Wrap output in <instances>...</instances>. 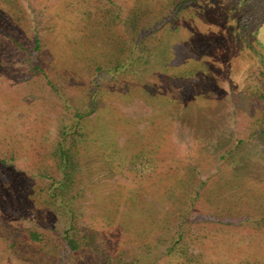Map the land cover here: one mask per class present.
<instances>
[{
  "label": "rangeland",
  "instance_id": "obj_1",
  "mask_svg": "<svg viewBox=\"0 0 264 264\" xmlns=\"http://www.w3.org/2000/svg\"><path fill=\"white\" fill-rule=\"evenodd\" d=\"M176 1L0 0V264H264V0Z\"/></svg>",
  "mask_w": 264,
  "mask_h": 264
},
{
  "label": "trees",
  "instance_id": "obj_2",
  "mask_svg": "<svg viewBox=\"0 0 264 264\" xmlns=\"http://www.w3.org/2000/svg\"><path fill=\"white\" fill-rule=\"evenodd\" d=\"M197 0H177L174 4V13H179L181 12L182 10L190 7V5L192 3H195ZM239 3L241 4H244L247 0H237ZM238 24L241 28V32H243L244 30H246V19L243 17V15L241 14V16L239 17L238 19ZM24 49V48H23ZM25 51L27 50L26 48L24 49ZM28 55L30 56V64H31V67L35 70V71H38V67L36 66L35 62H34V59H33V55L29 52ZM136 59H134L133 61L131 62H127L125 64H123V66L125 68H128L130 65H132L133 63L132 62H135ZM258 98H261L262 100H264V95L263 93L258 97ZM261 102V101H260ZM262 103H264L262 101ZM260 110L262 111V117H263V122H262V127L261 129H257L255 132V135L257 136L259 133L263 134L264 133V104H261L260 106ZM65 135V134H64ZM61 138V141L59 143L60 145V149H61V152H62V155L65 156V159H68L69 158V149H70V146H72L71 142H69L68 145H63V139H65L66 136H64ZM74 139V138H72ZM66 144V143H65ZM264 224V219L263 221ZM262 224V223H261ZM64 240H65V244L67 246V250L69 251H73L75 248H77V246L75 245V242L72 238V231H71V227L67 228L65 231H64Z\"/></svg>",
  "mask_w": 264,
  "mask_h": 264
},
{
  "label": "crops",
  "instance_id": "obj_3",
  "mask_svg": "<svg viewBox=\"0 0 264 264\" xmlns=\"http://www.w3.org/2000/svg\"><path fill=\"white\" fill-rule=\"evenodd\" d=\"M61 141V140H60ZM60 141H59V143H60Z\"/></svg>",
  "mask_w": 264,
  "mask_h": 264
}]
</instances>
